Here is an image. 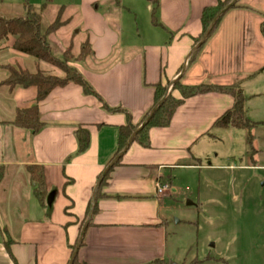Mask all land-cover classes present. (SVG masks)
<instances>
[{
  "label": "crops",
  "instance_id": "crops-1",
  "mask_svg": "<svg viewBox=\"0 0 264 264\" xmlns=\"http://www.w3.org/2000/svg\"><path fill=\"white\" fill-rule=\"evenodd\" d=\"M243 1L223 16L191 63L195 42L203 33L202 13L217 0H78L62 6V15L78 11L75 23L72 14L63 21L82 27L92 47V56L76 67L99 98L84 94L74 83L52 90L39 103L45 126L34 134L9 122L17 110L37 103V88L10 91L0 86L6 88L0 109L10 110L0 119V264H70L81 236L76 256L80 264H169L164 198L175 190L179 170L203 167L211 149L201 142L214 138L217 130H230L213 125L233 107L234 99L207 93L185 100L168 127L149 131L148 148L132 142L125 153L117 154L119 131L127 124V114L138 124L152 112L157 84H239L247 98L250 81L264 72L257 61L264 50V17H248L257 16L258 0ZM142 25L154 28L147 30L146 39L140 34ZM10 40L12 49L14 39ZM244 47L254 51L252 66L240 65ZM33 67L27 69L35 71L36 62ZM260 93L257 88V96ZM172 94L181 98L177 90ZM103 104L123 111L108 112ZM79 128L90 135L84 152H79ZM257 165L237 167L246 172ZM30 166L43 167L47 192L54 193L51 207H43L36 198ZM11 167L26 170L30 186L5 183L10 179L5 170ZM207 170L217 171L212 164ZM237 175L232 181H241L240 176L247 181L246 174ZM158 183L172 190L159 194Z\"/></svg>",
  "mask_w": 264,
  "mask_h": 264
},
{
  "label": "rangeland",
  "instance_id": "rangeland-1",
  "mask_svg": "<svg viewBox=\"0 0 264 264\" xmlns=\"http://www.w3.org/2000/svg\"><path fill=\"white\" fill-rule=\"evenodd\" d=\"M76 2L78 0H0V16L6 19L25 17L27 3L38 9L46 4V9L41 14L42 26L46 28L55 21L62 6L69 7L76 5ZM245 2L246 0L242 3ZM257 8V16L251 13L248 17H264V0L257 1ZM107 9L109 12L114 11L110 7ZM71 14L75 23L79 18L78 11L69 10L62 15V19ZM139 28L145 39L148 36L147 30L154 29L143 25ZM67 34L68 36H63ZM250 39L254 37L251 36ZM85 40L82 27H74L66 22L49 36L54 56L61 61L66 56L67 66L77 70L76 65L83 64L90 58L89 56L83 62L77 60ZM10 41L0 43V86L6 72L1 68L3 65H19L34 70V59L27 55L24 58L22 55L25 54L13 51L9 47ZM259 51L257 48V53ZM253 52L243 48V54L239 57L241 66L253 65ZM257 58H260L257 59L258 66L264 65V50L260 51ZM40 66L52 75L65 76L64 71L55 65ZM185 71L186 67L182 73ZM249 85L246 89L247 118L252 122L262 123L264 72L255 76ZM172 86L170 84L167 91H171ZM257 88L261 92L258 96ZM5 91L6 88L1 89L0 96ZM9 112L8 107H2L0 119L9 116ZM201 143L211 149L209 156L203 160V167L179 170L176 173L177 180L174 181L175 190L164 198L169 219V264H264V125H256L251 133L243 129H230L228 132L217 130L214 138H207ZM258 162L260 165L256 169L246 172L239 171L237 167L252 166ZM209 164L217 171L209 173ZM240 172L246 174L247 181H242L241 176V181H232L233 175L237 177ZM5 173L10 175L5 183L15 182L16 188L19 182L29 185L26 170L11 167Z\"/></svg>",
  "mask_w": 264,
  "mask_h": 264
},
{
  "label": "trees",
  "instance_id": "trees-1",
  "mask_svg": "<svg viewBox=\"0 0 264 264\" xmlns=\"http://www.w3.org/2000/svg\"><path fill=\"white\" fill-rule=\"evenodd\" d=\"M234 0H217L215 6L207 7L204 9L201 17L203 26V33L201 39L195 42V47L200 43L204 35L207 33L212 23L219 14L224 11ZM237 5L232 6L227 10L234 9ZM46 9V4L42 5L39 9L27 3L25 5L26 16L21 18L6 19L0 16V43L14 39L12 49L25 54L36 62V70L30 71L29 69H23L19 65L7 64L1 66L7 73L6 78L3 80L1 86H6L10 91H14L18 87L37 88V103L30 108L17 110L15 116L9 124L26 131H30L34 134L40 132L45 123L42 121L41 113L39 110V103L42 102L49 93L60 87H65L70 83L81 86L84 94L92 95L99 98V95L95 92L89 82L81 75V73L75 69L67 66L68 60L66 56L64 59H57L54 56V51L49 43V36L55 33L65 22L62 19L63 7L60 8L59 14L55 21L44 28L42 26V12ZM226 12V13H227ZM225 13V14H226ZM224 14V15H225ZM223 15V16H224ZM216 23L213 31L209 37L215 32L221 19ZM153 23L158 25V21L155 13L152 15ZM208 37V38H209ZM194 47V48H195ZM201 48L194 49L190 58L189 63L196 59L197 54ZM93 54L92 47L89 41H85L80 49L79 55L77 56L80 61H84ZM73 58V57H72ZM41 64L55 65L61 68L65 76L58 77L48 73L45 69L41 68ZM167 86L157 84L153 86L154 89V105L152 107V114L148 113L141 123L134 124L131 116L127 114V124L121 127L118 137V151L117 154H121L127 147L133 134L143 125V128L134 136L133 142H138L141 146L148 148L150 147L149 131L152 128H165L168 127L172 121L174 114L177 109L183 105L185 100L195 97L201 94L207 93H221L231 95L234 99L233 107L219 117L213 125V129H243L250 133L256 125L264 123H255L247 118V98L244 94L243 89L239 84L231 86H220L214 84H201V85H182L180 80L175 81L172 86L166 100L158 106L167 94ZM179 91L181 98L177 99L173 96V91ZM104 108L108 112H120L123 111L121 108H111L106 104H103ZM77 139L79 143V152H84L89 147L90 135L89 131L84 128H79L77 131ZM252 135V134H251ZM250 135V141L251 136ZM120 159L117 161L119 163ZM29 173L32 177V182L36 184L34 188V194L38 199L39 203L43 207H47V198L49 193L46 189V183L44 180V173L42 166H30L28 167ZM109 176V172L106 173L101 185L106 182ZM94 211H96V204ZM7 249L9 246L7 244ZM75 247L72 248V254H74ZM73 264H80L77 258Z\"/></svg>",
  "mask_w": 264,
  "mask_h": 264
},
{
  "label": "water",
  "instance_id": "water-1",
  "mask_svg": "<svg viewBox=\"0 0 264 264\" xmlns=\"http://www.w3.org/2000/svg\"><path fill=\"white\" fill-rule=\"evenodd\" d=\"M239 0H234L224 11H222L220 14H219V16H217L216 17V19L214 20V22L212 23V25H211V27L209 28V30L207 31V33L204 35V37H203V39L201 40V42L195 47V49H197V48H200L204 43H205V41L207 40V38L209 37V35H210V33L213 31V29H214V27H215V25H216V23L219 21V19L227 12V10L229 9V8H231L232 6H234V5H236L237 4V2H238ZM172 85H173V83H172ZM169 93H170V90H168L167 91V94H166V96H165V98L163 99V101L158 105V106H160L165 100H166V98L168 97V95H169ZM152 114V113H151ZM146 124V122L133 134V136L131 137V139H130V141H129V143H128V145H127V147H126V149L124 150V153L128 150V148L130 147V145L132 144V142H133V139H134V136L143 128V126ZM264 185V184H263ZM53 201H54V193H50L49 195H48V198H47V203H48V206L49 207H51L52 206V204H53ZM81 242H82V236H81V238H80V240H79V242H78V245H77V247H76V249H75V251H74V254H73V257H72V260H71V263L70 264H73V262H74V260H75V258H76V256H77V254H78V251H79V248H80V245H81ZM212 247L214 246L213 244L211 245Z\"/></svg>",
  "mask_w": 264,
  "mask_h": 264
},
{
  "label": "built area",
  "instance_id": "built-area-1",
  "mask_svg": "<svg viewBox=\"0 0 264 264\" xmlns=\"http://www.w3.org/2000/svg\"><path fill=\"white\" fill-rule=\"evenodd\" d=\"M171 190H172V188L168 184H162V183H158L157 184V192L159 194L167 193V192H169Z\"/></svg>",
  "mask_w": 264,
  "mask_h": 264
}]
</instances>
